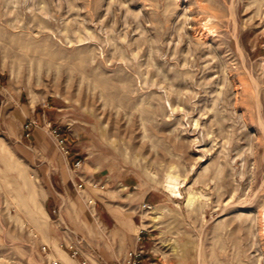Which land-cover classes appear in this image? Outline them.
<instances>
[{
  "label": "rangeland",
  "instance_id": "1",
  "mask_svg": "<svg viewBox=\"0 0 264 264\" xmlns=\"http://www.w3.org/2000/svg\"><path fill=\"white\" fill-rule=\"evenodd\" d=\"M48 121L138 264H264V0H0V264L55 262Z\"/></svg>",
  "mask_w": 264,
  "mask_h": 264
},
{
  "label": "crops",
  "instance_id": "2",
  "mask_svg": "<svg viewBox=\"0 0 264 264\" xmlns=\"http://www.w3.org/2000/svg\"><path fill=\"white\" fill-rule=\"evenodd\" d=\"M36 119L37 122L30 117L27 119V121H35V124L30 127L28 137H25L22 127L21 134H19L21 139H27L29 146L34 150L47 136L39 125L45 120L38 115ZM53 144L55 148L52 155L48 157L47 163L63 173L65 182L63 181L62 191L55 192L52 189L53 196L42 188L41 212L46 216L47 227L50 221L52 228L50 230L52 236L48 234V231L43 233L42 237L47 239V244H43V249L51 248V255L57 264H120L126 251H124V246L114 248V241L116 237L118 241L127 240L131 232L130 227L134 224L133 220L126 217L128 213L121 212L120 206L110 203L102 204L107 220L101 217L97 202L105 199L93 198V192L95 190L102 192V189L91 186L93 183H101L93 180L92 158L80 159L71 151L64 154L55 142ZM77 160H81L79 167L74 166ZM105 186L104 184V188ZM89 200L91 202H88ZM136 233L134 247L142 231L137 230Z\"/></svg>",
  "mask_w": 264,
  "mask_h": 264
},
{
  "label": "built area",
  "instance_id": "3",
  "mask_svg": "<svg viewBox=\"0 0 264 264\" xmlns=\"http://www.w3.org/2000/svg\"><path fill=\"white\" fill-rule=\"evenodd\" d=\"M33 124H35V121H33V120H28L25 123H23L22 129L24 130L25 137H28L30 135V127ZM45 128H46V130H49L50 134L54 137L55 144L60 149V151L64 154H67L69 152V149L65 144V139L57 132V129L53 128L49 121L46 122ZM80 165H81V160H77L74 163L75 167H79ZM91 186L93 188H95V187H98L100 189L104 188V185H99L96 183L91 184ZM88 202H91V200H89ZM142 207L143 208H149L150 206L144 204ZM54 212H55V210H54ZM140 239H141V237L138 235L137 241H139ZM141 255H142V250L140 247L137 249L136 248L131 249L125 253L121 264H138L140 261ZM53 264H57V262L55 261Z\"/></svg>",
  "mask_w": 264,
  "mask_h": 264
}]
</instances>
